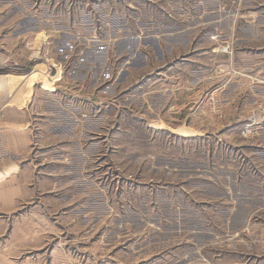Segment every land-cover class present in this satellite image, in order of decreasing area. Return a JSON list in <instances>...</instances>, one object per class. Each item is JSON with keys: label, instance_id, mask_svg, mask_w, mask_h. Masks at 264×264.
Listing matches in <instances>:
<instances>
[{"label": "rangeland", "instance_id": "obj_1", "mask_svg": "<svg viewBox=\"0 0 264 264\" xmlns=\"http://www.w3.org/2000/svg\"><path fill=\"white\" fill-rule=\"evenodd\" d=\"M259 75L264 0H0V115L29 105L37 191L0 221L34 206L90 264H264Z\"/></svg>", "mask_w": 264, "mask_h": 264}, {"label": "crops", "instance_id": "obj_2", "mask_svg": "<svg viewBox=\"0 0 264 264\" xmlns=\"http://www.w3.org/2000/svg\"><path fill=\"white\" fill-rule=\"evenodd\" d=\"M13 1L17 2V0ZM228 61L232 68L241 67L233 58ZM248 65H244L239 70L242 71ZM253 79L256 80L255 84L264 83L260 75L258 79L255 77ZM27 108L24 105L9 108L0 115V212L22 208L21 201L26 200L24 202L28 203L27 199L37 195V191L33 187L30 188L32 183L28 182L26 176L28 171L25 160H28L32 144L30 131L32 112ZM37 206L39 205L35 208L40 207ZM27 211L28 214H32V219L35 221H0V264H90L100 260L96 253L89 254L87 258L84 256L79 258L77 255H72L74 251L66 249L59 241L51 243L48 238L51 222L47 220L43 211L38 210V213L35 212L37 215L33 214L34 206ZM15 217L17 219V216ZM8 226L10 233L7 237H3ZM24 253L29 255L20 258ZM102 258H105V264H113V256Z\"/></svg>", "mask_w": 264, "mask_h": 264}, {"label": "built area", "instance_id": "obj_3", "mask_svg": "<svg viewBox=\"0 0 264 264\" xmlns=\"http://www.w3.org/2000/svg\"><path fill=\"white\" fill-rule=\"evenodd\" d=\"M226 50V49H225ZM226 52V51H225ZM248 123L246 124V128L245 129H250V127L253 124H257L259 122H263L264 121V100L261 104V110H256L254 113L251 112V114L248 117ZM257 122V123H254Z\"/></svg>", "mask_w": 264, "mask_h": 264}, {"label": "bare ground", "instance_id": "obj_4", "mask_svg": "<svg viewBox=\"0 0 264 264\" xmlns=\"http://www.w3.org/2000/svg\"><path fill=\"white\" fill-rule=\"evenodd\" d=\"M254 123H257V122H254Z\"/></svg>", "mask_w": 264, "mask_h": 264}]
</instances>
